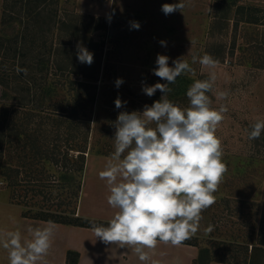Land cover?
<instances>
[{
	"label": "rangeland",
	"instance_id": "374dc122",
	"mask_svg": "<svg viewBox=\"0 0 264 264\" xmlns=\"http://www.w3.org/2000/svg\"><path fill=\"white\" fill-rule=\"evenodd\" d=\"M46 1L44 17L51 12L53 19L49 21H58L50 28L45 21L42 22L44 31H38L37 26L36 29H31V37L39 42L35 49L48 51L52 44L53 66L55 62L60 63V58H66L64 60L71 62L70 65L73 66L79 63L76 55L78 43L87 48V37H93L97 41L105 37L101 57L94 58H97L98 66L101 60L97 90L105 92V106L112 115L117 116L121 111H142L144 105H149L147 101L152 96L142 92V83L149 86L157 82L166 83L152 74V69L157 67V54L169 56L170 66L173 60L183 56L190 64L193 55L199 57L208 53L218 58L219 63L215 68L216 84L214 91L208 95L214 108L221 104L228 108L225 119L216 132L222 141L223 160L228 171L215 193V204L202 213L199 230L186 241L193 242L190 245L197 250L193 264L196 257V264H203L209 259L210 264L250 262L254 247H264V133L259 139H248L250 126L257 119H264V0H236L235 5L232 4L235 0H185L186 7L182 13L177 11L167 16L161 11L162 5L179 3V0ZM3 4L4 0H0V34L5 31L1 24ZM240 4L245 7L238 8ZM60 18L68 20L66 29H60ZM32 21L35 22L34 18ZM130 21L139 22L140 28H130ZM74 24L78 29L73 28ZM104 24L106 28L96 29ZM7 31H11V28H6ZM162 40L166 42V46L160 44ZM12 62L13 59L4 55L2 50L0 89L3 88L6 93L0 95V136H4L8 142L1 143L0 148L4 147L10 155L16 154L20 147L18 140H15L17 131L22 126L27 127L16 123L11 128V120L23 122V113L33 111V119L28 128H35L40 120L39 114L49 112L51 117L60 114V70L49 74L54 78L57 76L52 98L37 103L34 91H29L23 82L16 80L9 86L2 82V78L16 72V67L19 66L17 63L11 65ZM191 66L196 72L195 77L182 74L176 80L182 81L184 86L176 103L182 108L189 105L186 96L188 87L195 79H207L209 75V69L203 68L199 63ZM117 78L124 81L119 88L115 86ZM218 91H227L229 95L220 100L215 95ZM117 97L127 102L120 109L115 107ZM129 97L136 102H132ZM100 102L102 101L99 104ZM2 105L8 106L10 111L6 113L5 106ZM106 116L107 114L101 113V118ZM40 128L43 137L45 136V146L60 149V126L50 119ZM108 130L114 136L113 125ZM96 137L93 139L98 140L100 148L105 144L114 148V140L108 139L106 135L97 134ZM56 153L60 159V150ZM111 154H87L83 187L87 179H94L99 174V164L105 165L103 162ZM13 161L18 163L19 159L15 157ZM39 163L44 164L45 168L44 158ZM44 175L42 173L40 176ZM22 176H26L25 173ZM5 184L0 182V264L9 262L8 251L2 243L4 234L21 230L14 219L29 207L16 200L12 202V191ZM17 188V197H20L19 194H23L24 190L21 186ZM89 190L88 187L86 196L89 195ZM56 197L45 201L44 206L50 210H60L62 198L58 195ZM209 225L213 226V230L206 233ZM65 239L66 236L64 241ZM190 245L186 246L189 248ZM260 257L259 264H264V253Z\"/></svg>",
	"mask_w": 264,
	"mask_h": 264
},
{
	"label": "clouds",
	"instance_id": "9594fccd",
	"mask_svg": "<svg viewBox=\"0 0 264 264\" xmlns=\"http://www.w3.org/2000/svg\"><path fill=\"white\" fill-rule=\"evenodd\" d=\"M185 7V0H179L163 4L161 11L167 16L182 13ZM130 28L138 30L139 22L130 21ZM160 44L166 46L163 40ZM76 48L78 61L90 66L94 54L81 43ZM169 59L157 54V67L152 69V74L166 83H142L144 94L151 97L159 90L163 93L160 99L144 105L142 111H121L113 122L114 152L99 178L106 182L107 203L116 211L107 226L91 225L102 243L130 248L140 261H148L149 252L158 244L178 247L196 235L202 213L215 204V193L228 171L222 141L216 135L228 108L224 104L214 108L208 95L214 91L219 61L208 53L193 55L191 64L183 56L170 66ZM196 63L209 69V75L207 79H195L188 87L189 105L182 108L168 98L170 85L182 74L195 77L191 65ZM16 72L28 74L19 66ZM123 83L117 78L115 86ZM215 95L224 100L229 93L218 91ZM114 103L120 109L127 102L117 97ZM262 133L264 119H257L250 126L248 139H259ZM54 229L49 221L45 227L29 228V239H23L20 232L5 233L2 243L9 264H38L52 246ZM212 230L209 225L205 231Z\"/></svg>",
	"mask_w": 264,
	"mask_h": 264
},
{
	"label": "trees",
	"instance_id": "16d2710c",
	"mask_svg": "<svg viewBox=\"0 0 264 264\" xmlns=\"http://www.w3.org/2000/svg\"><path fill=\"white\" fill-rule=\"evenodd\" d=\"M46 3V0H4L1 24L5 31L0 34V53L3 50L4 55L13 59L14 62L10 63L11 65L19 64L20 68L28 70V74L25 76L22 72L17 74L14 71L1 80L6 86L13 84L16 80L23 82L29 91H34L35 100L39 103L52 98L57 76L55 75L54 78L49 74L51 71L55 73L60 70V114L51 117L49 112L46 114L41 112L40 120L35 128H28L29 122L33 119V111L23 113V122L10 121L11 128L16 123L21 126L27 125V127H20L16 133L15 140H18V145H20L16 154L10 155L4 147L0 148V182L6 183V187L12 191V202L16 200L23 203L24 206H29L23 211L25 216L84 226H91L93 222L97 225L107 226L108 220L86 217L77 213L83 179L86 174L87 154L90 152H101L102 154L114 152L113 146L105 144L100 148L97 145L98 140L93 139L97 138V134L100 136L104 134L108 139H112L113 133L108 129L112 127L118 116L109 114L105 106V92L101 93L97 90V88L99 89L101 60L99 66L96 60L102 55L105 37L101 41H97L93 37L86 38L87 49L94 54V57H97L94 58L95 61L90 66L80 62L71 66V62L64 60L66 58H60V63L55 62L53 66L51 60L54 45L51 44L48 51L37 50L35 45L39 42H36V38L31 37L32 28L36 29L37 26L38 31L45 30L42 22H46L47 27L50 28L58 21H49L53 19L51 12L44 17ZM235 3L236 0L232 4L235 5ZM244 7L242 4L238 5L240 9ZM34 14L36 16H33ZM32 18L35 22L32 21ZM67 25L68 20L60 18V29H66ZM73 26L74 29H78L76 24ZM104 27L106 28V24L103 27H96V29ZM6 28H11V31L6 32ZM170 87L172 91L168 94V98L177 103V96L184 88L182 81H176ZM0 92V95L6 93L3 88L0 89ZM161 96V92L157 91L147 102L151 105ZM100 100L102 102L99 104ZM130 100L136 102L133 98ZM4 110L6 113L10 111L8 106H5ZM101 113L107 114L106 118H101ZM50 119L60 126V149H50L45 146V136L43 137L40 127ZM26 122L27 124H25ZM5 141L8 142L4 136H0V145ZM58 150H60V159L56 153ZM15 157L19 159L18 163H14ZM43 158L46 163L45 168L44 164L39 163ZM24 173L26 176H22ZM42 173L45 174L43 177L40 176ZM19 186L23 187L24 193L17 197L16 191ZM56 195L60 196V199L62 198L60 210H50L49 207H45L44 202L51 201L54 197L57 198ZM185 243L193 244L188 241ZM261 253H264V247H254L253 257L251 256L252 259L247 264H259ZM78 257V252L69 250L68 264H77ZM196 259L197 257L194 259V264L197 262ZM210 262L209 259L203 264H210Z\"/></svg>",
	"mask_w": 264,
	"mask_h": 264
},
{
	"label": "crops",
	"instance_id": "0c3cea01",
	"mask_svg": "<svg viewBox=\"0 0 264 264\" xmlns=\"http://www.w3.org/2000/svg\"><path fill=\"white\" fill-rule=\"evenodd\" d=\"M103 166V164H99L101 170H98V173L103 170ZM88 187L89 195L86 196ZM108 194L106 182L99 178V174L94 179H87L79 201L78 214L110 220L116 210L108 205ZM86 199L90 200L86 201ZM14 220L21 227L18 232L21 233L23 239L30 238L29 228L45 227L47 222L51 221L25 216L23 212L18 213ZM51 222L55 226L53 243L48 254L38 264H68L69 250L79 253L77 264H153V261L156 264H193V258L197 253L190 243L183 242L178 247L161 243L149 252L150 259L148 261H140L130 248H120L118 245L102 243L99 238L95 237L91 226L59 221ZM186 245H190L189 248Z\"/></svg>",
	"mask_w": 264,
	"mask_h": 264
}]
</instances>
